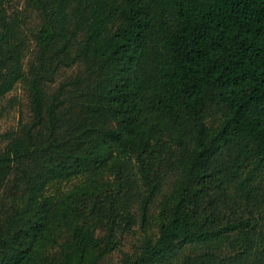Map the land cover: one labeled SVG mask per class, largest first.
<instances>
[{
    "label": "trees",
    "instance_id": "trees-1",
    "mask_svg": "<svg viewBox=\"0 0 264 264\" xmlns=\"http://www.w3.org/2000/svg\"><path fill=\"white\" fill-rule=\"evenodd\" d=\"M108 257L264 264V0H0V264Z\"/></svg>",
    "mask_w": 264,
    "mask_h": 264
},
{
    "label": "rangeland",
    "instance_id": "rangeland-1",
    "mask_svg": "<svg viewBox=\"0 0 264 264\" xmlns=\"http://www.w3.org/2000/svg\"><path fill=\"white\" fill-rule=\"evenodd\" d=\"M17 94H19V93H17ZM13 122H14V119H12V117H10L6 121V124L4 125V127L10 126ZM102 264H119V262H118V260L116 258L108 257V258H106L105 260L102 261Z\"/></svg>",
    "mask_w": 264,
    "mask_h": 264
}]
</instances>
